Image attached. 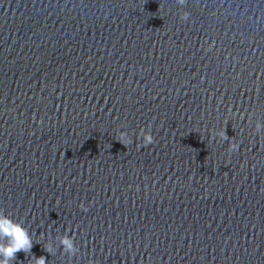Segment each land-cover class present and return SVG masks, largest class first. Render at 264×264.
<instances>
[{
    "label": "water",
    "instance_id": "water-1",
    "mask_svg": "<svg viewBox=\"0 0 264 264\" xmlns=\"http://www.w3.org/2000/svg\"><path fill=\"white\" fill-rule=\"evenodd\" d=\"M0 211L11 264H264V0H0Z\"/></svg>",
    "mask_w": 264,
    "mask_h": 264
},
{
    "label": "clouds",
    "instance_id": "clouds-1",
    "mask_svg": "<svg viewBox=\"0 0 264 264\" xmlns=\"http://www.w3.org/2000/svg\"><path fill=\"white\" fill-rule=\"evenodd\" d=\"M183 2V0H181ZM118 141L127 146L130 144L126 138L125 132H120ZM154 143V137L152 135H146L143 138V145L147 146ZM233 149L237 146L233 145ZM81 207L84 208L83 205ZM63 246L69 250H73L72 241L70 239H64L62 241ZM33 247V238L29 233V230L25 228L21 223L15 221L12 217L6 215L3 211H0V264H11L16 259L17 253H31ZM47 253H50V248L47 246L44 248ZM32 264H47V259L44 255L36 257L32 255Z\"/></svg>",
    "mask_w": 264,
    "mask_h": 264
}]
</instances>
